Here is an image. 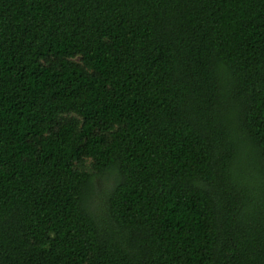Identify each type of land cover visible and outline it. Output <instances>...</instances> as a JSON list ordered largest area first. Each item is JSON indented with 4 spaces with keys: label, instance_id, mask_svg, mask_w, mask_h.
Listing matches in <instances>:
<instances>
[{
    "label": "trees",
    "instance_id": "1",
    "mask_svg": "<svg viewBox=\"0 0 264 264\" xmlns=\"http://www.w3.org/2000/svg\"><path fill=\"white\" fill-rule=\"evenodd\" d=\"M0 264H264V0H0Z\"/></svg>",
    "mask_w": 264,
    "mask_h": 264
},
{
    "label": "rangeland",
    "instance_id": "2",
    "mask_svg": "<svg viewBox=\"0 0 264 264\" xmlns=\"http://www.w3.org/2000/svg\"><path fill=\"white\" fill-rule=\"evenodd\" d=\"M112 185L110 177L98 176L93 181L92 205L95 211H101L105 204V193Z\"/></svg>",
    "mask_w": 264,
    "mask_h": 264
}]
</instances>
